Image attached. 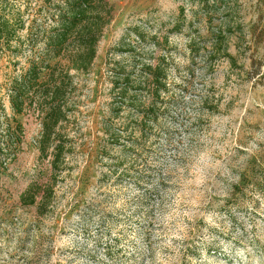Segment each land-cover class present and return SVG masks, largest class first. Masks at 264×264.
<instances>
[{
	"label": "rangeland",
	"instance_id": "1",
	"mask_svg": "<svg viewBox=\"0 0 264 264\" xmlns=\"http://www.w3.org/2000/svg\"><path fill=\"white\" fill-rule=\"evenodd\" d=\"M43 2L34 0L30 13ZM110 2L113 18L91 70L74 73L72 116L63 123L72 151L44 216L19 201L31 182L46 184L51 174V157L37 149L41 118L17 116L16 134L10 123L11 141L0 152V264H264V0L222 7L216 0V12L214 0L203 10L190 0ZM225 6L236 63L210 61L189 46L192 39L209 45L211 29L227 18ZM207 10L215 13L211 21ZM39 21L51 23L45 13ZM30 55L28 45L19 56L1 55V95ZM162 59L168 92L155 121L128 111L113 116L115 63ZM140 123L155 125L140 132ZM7 124H0V144ZM107 125L121 128L125 145L137 141L141 156L108 143ZM120 161L111 173L108 165ZM143 163L152 168L148 193L132 171ZM248 171L256 177L236 194L233 186Z\"/></svg>",
	"mask_w": 264,
	"mask_h": 264
},
{
	"label": "trees",
	"instance_id": "2",
	"mask_svg": "<svg viewBox=\"0 0 264 264\" xmlns=\"http://www.w3.org/2000/svg\"><path fill=\"white\" fill-rule=\"evenodd\" d=\"M190 1L199 6L201 4V10L208 4L207 0ZM218 1L219 7L227 4V0ZM33 3L34 0H0V57L7 52L19 56L27 45L31 49L28 67L10 79L6 94L1 95L0 91V124L3 119L8 123L0 152H4L11 141V121L15 123L14 133L21 131L22 122L17 116L32 111L41 118L42 133L37 149L42 157H51V174L46 184L31 182L20 194L19 201L24 207H35L37 215L44 216L53 211L58 175L67 168L66 159L72 151L63 123H69L72 116V96L77 88L74 73H88L91 70L99 41L113 18L114 7L110 0H44V5L39 6L40 11H36L39 14H36L30 13ZM212 6L215 11H211L220 9L216 0ZM228 10L229 7L225 6L223 12H226L227 18L211 29L209 45L201 46L192 39L189 44L191 52L199 54L205 51L204 54L210 61L224 57L236 63V57L229 51L228 39L233 31L234 21L228 17ZM207 11L211 21L215 13ZM44 13L47 14V20H51L48 25L39 21ZM194 13L196 15L198 11L195 10ZM116 65L120 63L116 62ZM115 66L111 69L113 116H119L123 111L136 112L137 115L143 114L145 122H154L158 114L157 102L162 94L168 92L166 60L146 62L141 66L134 62L129 68L124 65ZM143 93L146 94L148 103L142 100ZM5 97L12 116L6 112ZM154 125L155 123H140L139 131L144 132L145 126L152 128ZM104 132L109 136L108 143L118 144L124 151L131 149L135 156L143 148L137 141L131 145L122 143L120 127L107 125ZM107 148L108 145H104V156L108 154ZM119 165L121 161L109 164L111 173ZM151 170L144 163L142 167L139 164L132 167L135 182L139 187H145V193L149 192ZM248 172L242 174L240 183L233 186L232 190L236 194L247 186L248 180L252 182V178L256 177L254 173Z\"/></svg>",
	"mask_w": 264,
	"mask_h": 264
}]
</instances>
